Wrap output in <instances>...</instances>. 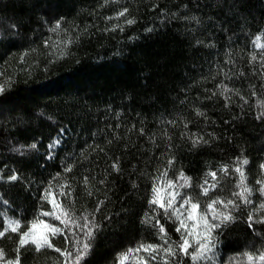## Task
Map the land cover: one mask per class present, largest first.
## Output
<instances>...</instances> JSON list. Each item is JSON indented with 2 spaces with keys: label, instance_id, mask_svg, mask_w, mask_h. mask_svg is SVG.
<instances>
[{
  "label": "trees",
  "instance_id": "1",
  "mask_svg": "<svg viewBox=\"0 0 264 264\" xmlns=\"http://www.w3.org/2000/svg\"><path fill=\"white\" fill-rule=\"evenodd\" d=\"M0 86V230L21 221L0 236L7 261L74 264L84 232L41 215L55 200L78 223L100 225L83 264H120L141 242L159 249L124 264H163L178 222L150 201L171 180L176 192L197 193L201 210L216 196L239 205L212 259L198 264H264V224L248 220L264 217V0H0ZM199 137L207 143L193 147ZM237 167L251 203L233 195L243 191ZM211 172L218 187L199 195L198 185L216 182ZM36 218L62 229L50 239L72 257L19 244Z\"/></svg>",
  "mask_w": 264,
  "mask_h": 264
},
{
  "label": "snow or ice",
  "instance_id": "2",
  "mask_svg": "<svg viewBox=\"0 0 264 264\" xmlns=\"http://www.w3.org/2000/svg\"><path fill=\"white\" fill-rule=\"evenodd\" d=\"M120 15H124V12H121ZM134 21L129 19L127 21L128 24H132ZM61 25L59 22L56 23L55 28H60ZM55 29H53L54 31ZM259 46V45H258ZM255 59V57H253ZM226 91H230V89H226ZM4 92V87L0 86V94ZM198 115H203L202 112H197ZM261 116H264V113H261ZM259 118V117H258ZM62 135V133H61ZM60 141V136L58 135L56 139L49 144V149L54 150L57 144ZM203 141V137H199L198 139H194L192 141L193 147L198 145ZM207 143V141H203ZM31 147L35 148L36 145L33 144ZM172 161L169 160V164ZM244 165H247L249 161L244 159L242 161ZM116 168V165H113ZM260 169L264 171V163L260 164ZM70 171L71 169H67ZM118 170V169H117ZM221 171L227 174L228 169L226 166H222ZM234 171L238 172L241 176V184L243 185L242 193H233V195L239 196L244 204L251 203L248 199V196L252 194L253 189L248 187L244 182L247 180V176L239 167L235 168ZM167 175V173H165ZM209 175L212 176L213 180L216 181L208 185L207 180H205L203 185H198L200 188L199 195L209 196L210 190H215L218 187L219 180H217V173L211 172ZM179 178L184 180V184L181 187L192 188V178L185 176L183 172H180ZM9 180L15 181L17 177L12 175L9 177ZM169 187H175L173 181H167ZM256 183L260 185L258 189L261 196H264V179H257ZM207 185V187H205ZM237 187H241V185H237ZM154 197L150 201L151 204L157 205L159 208L164 210L165 217L175 218L174 222H178V226L176 227V232L180 233V240L177 242H173L172 245H169L166 249H164L167 256H169L170 260H164L163 264H183L180 261V255L185 257H189L192 261V264H198L200 261H208L212 259L209 256L210 253L214 252L215 244L218 240L220 231L223 228H226L229 224L233 223L236 219L235 216L232 215V210H238L239 205L236 201L231 199H221L219 196L209 197V200L205 202L204 209L201 210V201L199 200V196L195 192L189 193H180L173 192L170 194L171 199L165 203L159 195L160 190L156 187L153 188ZM247 193V195H244ZM49 193H45V197ZM61 195H67L65 193H61ZM44 198V197H42ZM179 199V206L177 207L174 203ZM52 205V211H43L41 213L42 216L52 217L57 221H60L61 224H64L65 227L69 225L73 227H78L84 232L83 241H77L78 247L76 249V253L74 256V264H83L88 255L90 254L93 244L92 241L95 240L96 232L99 230L100 225L95 222V219L88 220L87 217L84 218V222L78 223L77 220L73 217L72 212L69 208L64 207L62 204H58L55 200L48 201ZM217 205L222 206L224 209L220 211L216 208ZM259 207L264 209V202H262ZM56 209H60V214H56ZM184 209V211H181ZM99 209H97L98 211ZM209 216L211 217L209 219ZM63 217V218H62ZM249 220V228H253L255 223L264 224V217H261L258 220L253 221L251 215L248 217ZM192 223L189 224L188 222ZM159 224V221H157ZM38 225H42L44 229L47 231H38ZM21 227V221L18 219L8 218L6 226L3 227V230H0V236H4L9 230L13 233H17L19 228ZM159 232L164 233V236L161 239L165 244H168L167 233L165 232V228L163 226L159 227ZM63 231L61 228L56 227L52 224H48L43 220L38 218L34 219L31 223L30 227H27V230L23 233H20L19 244L24 246L28 243H31L35 247V251L37 253L41 252L43 249H52L56 252H60L62 256L66 255L67 257H72V252L62 251L60 248L55 247L52 243L51 237H56L57 235H62ZM67 239V237H65ZM143 249L145 252L151 250L155 252L159 249V245L148 243L145 244L141 242L135 248H129L126 252L120 253L118 256V260L120 264H124V261L127 260L128 255L133 252H138ZM191 249V251H190ZM19 251V249H17ZM248 257V260L251 261L254 259V256L250 253H245ZM4 253L3 250H0V259H3ZM260 261H264V251H261L259 255L256 257ZM151 259H155L154 256ZM7 264H20L18 259L8 260Z\"/></svg>",
  "mask_w": 264,
  "mask_h": 264
},
{
  "label": "rangeland",
  "instance_id": "3",
  "mask_svg": "<svg viewBox=\"0 0 264 264\" xmlns=\"http://www.w3.org/2000/svg\"><path fill=\"white\" fill-rule=\"evenodd\" d=\"M259 45V46H258ZM261 46H263V41L261 40V39H258V41H257V47H261ZM58 145V144H57ZM160 190V194L162 195V197H165V199L168 201L169 199H171V196H170V194L171 193H173V192H176V190L174 189V188H166L165 190H162V189H159ZM178 200V199H177ZM175 202H177V201H175ZM181 211H184V209H181ZM44 221V220H43ZM46 223H48V222H46ZM189 224H191L192 222L191 221H189L188 222ZM49 224V223H48ZM38 231H47L46 229H44L43 228V226L42 225H38V229H37ZM50 238H51V236H50ZM28 244H31V243H28ZM212 255V253H210L209 254V256L210 257H212L211 256ZM129 258V257H128ZM127 258V259H128ZM0 264H7V260L5 259V257L3 256V259H0Z\"/></svg>",
  "mask_w": 264,
  "mask_h": 264
}]
</instances>
